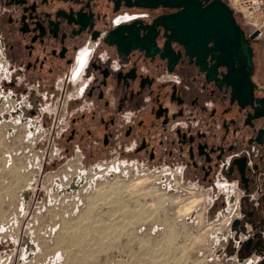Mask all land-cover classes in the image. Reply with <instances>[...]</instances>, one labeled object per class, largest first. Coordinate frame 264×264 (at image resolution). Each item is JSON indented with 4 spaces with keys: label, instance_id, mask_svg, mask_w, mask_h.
<instances>
[{
    "label": "flooded vegetation",
    "instance_id": "flooded-vegetation-1",
    "mask_svg": "<svg viewBox=\"0 0 264 264\" xmlns=\"http://www.w3.org/2000/svg\"><path fill=\"white\" fill-rule=\"evenodd\" d=\"M179 11L138 0H0V155L22 156L28 120L29 136L45 131L47 148L34 149L45 157L177 172L211 190L209 211L229 219L227 257L264 264V74L254 52L248 93L215 66L211 43L173 34L164 19ZM55 166L45 158L40 176Z\"/></svg>",
    "mask_w": 264,
    "mask_h": 264
},
{
    "label": "rangeland",
    "instance_id": "rangeland-1",
    "mask_svg": "<svg viewBox=\"0 0 264 264\" xmlns=\"http://www.w3.org/2000/svg\"><path fill=\"white\" fill-rule=\"evenodd\" d=\"M236 17L250 30L241 17ZM28 123L24 121L19 137L22 156L0 155V264H238L223 251L231 239L229 219L209 211L214 198L211 190L182 181L177 172H149L119 160L94 170L80 167L77 158L60 162L52 152L45 157L42 151L34 150L47 148L45 131L29 136ZM45 158L56 166L40 176ZM138 179L143 182L139 195L122 194L125 208L140 202L157 205L159 197L145 192L151 189L166 198L164 207H152L153 212L145 214L148 219L143 215L121 221L114 234L98 235L97 224L110 223L120 211L111 216V205L97 200L90 215H83L88 197L96 196L99 187L104 191L113 182L129 184ZM36 191L39 196L35 202ZM169 197L177 203H171ZM195 198L199 202L190 213L177 215L179 207ZM21 238L23 244L18 248ZM141 243L153 253L145 252Z\"/></svg>",
    "mask_w": 264,
    "mask_h": 264
},
{
    "label": "water",
    "instance_id": "water-1",
    "mask_svg": "<svg viewBox=\"0 0 264 264\" xmlns=\"http://www.w3.org/2000/svg\"><path fill=\"white\" fill-rule=\"evenodd\" d=\"M205 2L203 6L201 0H138V5L180 9L164 19L172 23L173 34L182 32L192 44L202 47L211 43L207 48L215 66L227 67L230 77L240 82L251 94V76L255 67L252 41L259 32L246 30L224 0Z\"/></svg>",
    "mask_w": 264,
    "mask_h": 264
},
{
    "label": "bare ground",
    "instance_id": "bare-ground-1",
    "mask_svg": "<svg viewBox=\"0 0 264 264\" xmlns=\"http://www.w3.org/2000/svg\"><path fill=\"white\" fill-rule=\"evenodd\" d=\"M124 182V181H123ZM143 184V182L141 181V180H136V181H133V182H131V183H129V184H127V183H118V181H116V182H113V183H111V185H108V187H107V189L106 190H104L103 191V187H99L98 189H97V195L96 196H91V197H88V199H87V201H86V204H87V208H86V210H84L83 211V215H90L89 213L91 212V210H92V208H93V206H95V204L97 203V200H101L102 201V203H104V204H106V205H111V207H112V209L109 211L110 212V214H111V216L112 215H114V213L116 214V212L117 211H120V215H117V217H116V219H114V220H116L115 222L117 223H114L113 221V219H111V220H113V221H111L110 223H104L103 222V225L101 224V225H99V224H97V226H96V229L97 230H95V231H99L100 232V234H99V232L97 233L98 235H101V236H107L108 234H110V233H112L113 232V230L116 232V230H118L117 228H118V225L120 226L121 224H120V222L122 221L123 222V220H128V219H131L132 218V220L133 219H137V218H140L141 216H143V215H145V214H147L149 211H151V212H153L152 211V207H154V206H157V205H159V207L160 208H163L164 206H163V204H164V201H165V199L166 198H164V196L161 194V195H159V194H156L155 192H156V189L154 190V189H151V190H148V191H145L146 193L147 192H149V193H147V195L148 194H152V195H156V196H158L159 197V199H158V201H157V205H154V203H153V205L154 206H152V207H150L148 204L147 205H144V204H140V203H137L136 205H135V207H133V208H127V206H126V208H125V204L123 203V199H122V197H123V195L122 194H127V195H135L136 193H138V192H141L140 190H139V188L138 187H140L141 185ZM140 193H138V195H139ZM137 195V196H138ZM89 196V195H88ZM191 198V197H190ZM199 198V197H198ZM168 199V198H167ZM178 199V198H177ZM186 199V198H185ZM139 200V199H138ZM199 200V199H198ZM198 200H196V198L195 199H193L192 201H190V202H188V203H186V204H184V205H182L181 207H179L178 208V212H177V215H187L188 213H190V211L193 209V207L199 202ZM104 201V202H103ZM169 201L171 202V203H173V202H176L175 201V199H172L171 197H169ZM177 203V202H176ZM100 204V203H99ZM97 206V205H96ZM163 206V207H162ZM99 207V206H98ZM106 208V207H105ZM109 208V207H108ZM110 209V208H109ZM155 209V208H154ZM156 209H159L158 207H156ZM98 211V210H97ZM154 212H156V211H154ZM101 213V212H100ZM100 213H99V216H100ZM119 213V212H118ZM175 213V212H174ZM103 214V213H102ZM95 216V215H94ZM93 216V217H94ZM98 216V217H99ZM148 216H150V215H148ZM153 216V218H154V215H152ZM200 216V215H199ZM96 217V216H95ZM145 217L147 218V216L145 215ZM145 218V219H146ZM149 218V217H148ZM147 218V219H148ZM152 218V217H151ZM177 218V217H176ZM92 219V218H91ZM102 219V218H101ZM86 220V219H85ZM84 220V221H85ZM97 220V219H96ZM106 220V219H105ZM154 220V219H153ZM78 221V220H77ZM87 221V220H86ZM150 221H152V220H150ZM99 222V221H98ZM113 222V223H112ZM119 222V223H118ZM132 222V221H131ZM134 222V221H133ZM139 222H140V220H139ZM142 222V221H141ZM140 222V223H141ZM165 222V221H164ZM167 222V221H166ZM64 223V222H63ZM80 223V222H79ZM125 223V222H124ZM135 223V222H134ZM144 223H145V221H144ZM72 224V223H71ZM66 225V224H65ZM76 225V224H75ZM86 225H87V223H86ZM144 225V224H143ZM166 225H168V224H166ZM91 227V226H90ZM117 227V228H116ZM171 227V226H170ZM86 228H88V227H86ZM116 228V229H115ZM68 228H66V230H67ZM95 229V228H94ZM91 233H92V231H91ZM96 234V235H97ZM113 234H114V232H113ZM100 236V237H101ZM92 237H94V236H92ZM98 238V237H97ZM132 238V237H131ZM130 238V239H131ZM134 238V237H133ZM147 238V237H146ZM63 241V240H62ZM61 241V242H62ZM147 241V240H146ZM140 242H142V241H140ZM140 242H139V244H140ZM145 241L143 240V243H144ZM143 243H141V245L143 244ZM59 244V243H58ZM62 245V244H61ZM144 245V244H143ZM57 246V245H56ZM146 245H144L143 246V248H144V250H145V248L147 247H145ZM149 246V245H148ZM142 248V249H143ZM151 248V247H150ZM150 248H146V250H145V252L147 251V253H149V255H151L152 253H153V249L151 250ZM66 250V249H65ZM66 252H67V250H66ZM144 254H146V253H144ZM150 257V256H149ZM66 259V258H65ZM64 259V260H65Z\"/></svg>",
    "mask_w": 264,
    "mask_h": 264
},
{
    "label": "built area",
    "instance_id": "built-area-1",
    "mask_svg": "<svg viewBox=\"0 0 264 264\" xmlns=\"http://www.w3.org/2000/svg\"><path fill=\"white\" fill-rule=\"evenodd\" d=\"M233 9L236 16L241 17L244 23L251 24L250 30L264 32V20H259L258 15L264 8V0H224Z\"/></svg>",
    "mask_w": 264,
    "mask_h": 264
},
{
    "label": "crops",
    "instance_id": "crops-1",
    "mask_svg": "<svg viewBox=\"0 0 264 264\" xmlns=\"http://www.w3.org/2000/svg\"><path fill=\"white\" fill-rule=\"evenodd\" d=\"M259 20H264V8L258 15ZM248 29L252 28L251 24L246 25ZM255 59L259 65L260 71L264 74V32H261L253 41Z\"/></svg>",
    "mask_w": 264,
    "mask_h": 264
}]
</instances>
